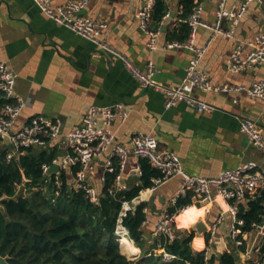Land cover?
<instances>
[{
    "label": "crops",
    "instance_id": "1",
    "mask_svg": "<svg viewBox=\"0 0 264 264\" xmlns=\"http://www.w3.org/2000/svg\"><path fill=\"white\" fill-rule=\"evenodd\" d=\"M66 1L51 0L53 4ZM180 1L165 0L169 16L161 20L156 49L148 46V35L139 28L137 12L143 0H90L82 14L105 22L101 37L135 66L144 68L151 60L158 69L154 74L155 80L164 85H177L184 76L193 52L187 48H166L163 45L170 40L182 39L179 22H176L182 12ZM218 1L200 2L202 19L208 24L215 22ZM242 1L227 0L226 7L230 8ZM222 23L225 28L231 25L227 19ZM158 24L151 20L150 27L156 28ZM262 31L264 6L256 2L248 5L244 16L234 25L232 37L222 34L212 36L209 28L199 26L195 45H208L199 68L219 84L249 86L264 78V63L242 72L231 71L229 65L233 49L240 45V53L244 54L249 49L246 42ZM0 61L6 62L15 73L14 91L26 101L13 130L33 115L42 114L57 119L61 130L66 132L82 123L90 105L122 101L129 106L130 113L124 123L115 122L113 130L116 141L128 148L131 146V135L140 131L153 134L159 147L177 154L183 168L192 175L214 177L223 169L249 160L264 167V152L253 146L239 131V120L249 118L257 122L264 136V99L250 97L244 91L207 92L194 89L192 95L212 105V110L199 112L183 101L167 109L164 107V95L140 86L119 58L55 24L33 0H0ZM50 147L55 149V156H63L67 151L63 137L50 142L47 148ZM108 153L94 159V170L87 180L100 194L104 185L101 177ZM140 161L141 158L133 155L127 159L122 174V182L127 189L140 182V176L136 173ZM64 170L67 180L71 182L70 169ZM149 188L141 189L135 202L136 205L144 204L145 220L141 227L150 241L157 236L154 224L160 212L172 208L175 205L174 199L180 196L182 179L173 176L153 190ZM247 198L242 202L246 203ZM191 202L192 210L199 215L185 226L176 220L174 226L178 230L183 227L187 233L194 234L191 241L194 251L208 248V251L220 254L235 248L236 264H252L256 260L264 264V260H260V249L256 250L262 237L254 227L241 233L243 250L234 244L230 231L235 218L228 203L218 197L214 189L212 200L200 202L191 197ZM263 221L264 215L260 222ZM197 222L204 224V228L200 226V232L196 228ZM213 224L215 232L211 234ZM205 235L210 237L207 245Z\"/></svg>",
    "mask_w": 264,
    "mask_h": 264
},
{
    "label": "built area",
    "instance_id": "2",
    "mask_svg": "<svg viewBox=\"0 0 264 264\" xmlns=\"http://www.w3.org/2000/svg\"><path fill=\"white\" fill-rule=\"evenodd\" d=\"M89 1L67 0L62 4H53L51 0H33L41 12L55 24L71 30L95 44L103 52L119 58L140 86L162 93L165 108L168 109L178 101H183L199 112L212 110V105L192 95L194 89L207 92L244 91L250 97L264 99V78L252 82L249 86L215 83L209 74L199 68V63L208 45L203 47L195 45L196 31L199 26L209 28L212 36L222 34L232 37L234 25L244 16L248 5L256 2L264 6V0H243L240 4L232 5L230 8L226 7L227 0H219L213 24H208L202 19L201 3L194 5L186 17H178L176 22H185L189 26L188 36L184 40L167 41L163 46L166 48H187L193 52V55L185 67L184 76L177 85H164L158 82L154 78L158 69L151 60L147 62L144 68H138L124 54L117 51L102 38L101 31L106 27V23L82 14L83 8ZM154 3L155 0H143L141 8L137 12L139 28L148 35V46L151 49L158 47L157 37L160 34L161 20L169 16V12L166 11L158 26L151 28L150 22ZM224 19L231 23L227 28L223 26ZM246 44L249 49L244 54L240 53L242 49L240 45L231 52L229 56L231 71L242 72L249 67L264 63V31L255 34ZM15 78L16 75L11 67L6 62L0 61V150L5 151V160L9 162L19 154L25 153L29 148L44 149L49 146L50 142L63 137L66 143V153L63 156H54L50 162L41 164V170L45 177L42 187L45 188L47 183H51L54 198L59 195L62 185L60 172L69 168L72 181H68V188L81 190L90 201L97 202L100 193L87 180L94 170V159L107 151L109 153L104 174L101 177L103 184L106 181V174L114 172V180L107 188V193L114 195L117 191L127 189L122 182V174L127 159L133 155L147 159L149 165L159 172L157 176L151 178L150 190L173 176H180L182 179L180 196H185L187 192H190L191 197L200 202L210 201L212 200V189H214L216 195L228 203L229 210L235 218L230 231L231 239L236 246L243 245L244 241L240 237L239 226L244 222L237 218L238 203L247 196L264 190V167H259L254 161L249 160L235 167L223 169L214 177L192 175L183 168L177 154L169 149L159 147L153 134L140 131L131 135V146L128 148L116 141L113 130V124L115 122L124 123L130 113L129 106L122 101L107 105H90L84 113L82 123L66 132L61 130L57 119L53 120L42 114L33 115L26 123L13 130L12 127L16 119L26 106V101L16 95L14 91ZM239 131L246 136L253 146L264 152V136L257 122L249 118H242L239 120ZM5 139H7L8 144ZM52 164L58 165V171L48 173ZM72 168H76V170L72 171ZM136 173L138 176L141 175L139 165L136 167ZM23 182H16L15 186L18 194L25 195L29 191ZM33 189H38V187ZM135 198L121 200L115 226V233L119 236L128 233L123 224V219L135 209ZM177 198L174 199V202ZM188 206L190 205L178 207L172 212L167 210L160 212L154 224L155 235H162L169 239L175 238L176 217ZM262 206L264 207V200ZM252 227L262 237V244L264 242V221L252 223ZM210 232L211 234L215 232V224L211 226ZM260 246L256 250H259ZM208 252V248H206L205 259ZM173 258H175L173 254L163 251L164 260L170 261ZM260 260H264V255L260 256ZM259 263V260H256L252 264Z\"/></svg>",
    "mask_w": 264,
    "mask_h": 264
},
{
    "label": "trees",
    "instance_id": "3",
    "mask_svg": "<svg viewBox=\"0 0 264 264\" xmlns=\"http://www.w3.org/2000/svg\"><path fill=\"white\" fill-rule=\"evenodd\" d=\"M201 1L181 0L180 17H186L192 7ZM166 11L165 0H155L152 20L159 22ZM179 26L181 40H184L189 26L185 22H179ZM55 155L56 151L51 147L29 148L6 162L5 151L0 150V198L8 196L0 201V254L8 256L10 264H236L235 248L220 254L209 250L205 259V249L194 251L191 247L194 234L187 233L183 227L179 230L175 228L178 234L173 239L158 235L149 241L141 227L145 220L143 203L136 205L123 219L127 237L135 245L132 255L137 256L130 258L121 250L120 236L115 233L121 200H131L141 189L150 187L151 178L159 172L149 165L147 159L141 158L138 185L110 195L107 188L113 183L114 172L108 173L99 200L92 202L83 191L68 188L67 175L62 170V185L59 195L54 198L51 183L42 187L45 177L41 164L50 162ZM75 170L72 168V171ZM22 181L28 194L16 192L15 183ZM34 187L38 189L34 190ZM16 193L18 195L13 197ZM246 200V203H238L237 218L244 222L239 226L241 233L251 230L252 223L261 221L264 190ZM191 203V193L187 192L185 196H179L168 211ZM198 215L195 210L188 211L176 220L185 226ZM191 216L195 218L191 219ZM209 238L205 235L206 245ZM238 249L243 250L244 246H238ZM163 251L175 258L164 260ZM260 254L264 255V242L260 246Z\"/></svg>",
    "mask_w": 264,
    "mask_h": 264
},
{
    "label": "bare ground",
    "instance_id": "4",
    "mask_svg": "<svg viewBox=\"0 0 264 264\" xmlns=\"http://www.w3.org/2000/svg\"><path fill=\"white\" fill-rule=\"evenodd\" d=\"M192 207H193V206H188L187 208H185L184 211H182L180 214H178L177 217H178L179 215H182V214L187 213L189 210H192ZM202 210H204V207H203ZM177 217H176V218H177ZM120 242H121L120 245H121L122 250H124V251H125L126 253H128V254H131L132 251H133L134 248H135V245H134L133 241L130 240V239L127 237V235L123 233V234L120 235L119 243H120ZM135 257H136V254H135Z\"/></svg>",
    "mask_w": 264,
    "mask_h": 264
},
{
    "label": "water",
    "instance_id": "5",
    "mask_svg": "<svg viewBox=\"0 0 264 264\" xmlns=\"http://www.w3.org/2000/svg\"><path fill=\"white\" fill-rule=\"evenodd\" d=\"M58 171V165L57 164H52L48 170V173H54V172H57ZM18 194L16 193L13 197L17 196ZM4 198H8L7 195H3L1 198H0V201ZM0 209H2V206L0 204ZM200 226L204 228V224L202 222H197L196 224V228L198 230V232L201 231L200 229ZM119 246L121 247V245L119 244ZM0 264H10L9 261H8V256H3L0 254Z\"/></svg>",
    "mask_w": 264,
    "mask_h": 264
},
{
    "label": "rangeland",
    "instance_id": "6",
    "mask_svg": "<svg viewBox=\"0 0 264 264\" xmlns=\"http://www.w3.org/2000/svg\"><path fill=\"white\" fill-rule=\"evenodd\" d=\"M119 244H120V243H119ZM121 250H122V249H121ZM123 253H124V252H123ZM127 255H128V254H127ZM130 255H132V253L128 255V256H129L130 258H132V259H135V258L137 257V256H136V257H135V256L133 257V255H132V256H130Z\"/></svg>",
    "mask_w": 264,
    "mask_h": 264
},
{
    "label": "clouds",
    "instance_id": "7",
    "mask_svg": "<svg viewBox=\"0 0 264 264\" xmlns=\"http://www.w3.org/2000/svg\"><path fill=\"white\" fill-rule=\"evenodd\" d=\"M189 211L192 212V211H194V210H189ZM190 218H191V219H194L195 217H194V216H191Z\"/></svg>",
    "mask_w": 264,
    "mask_h": 264
}]
</instances>
